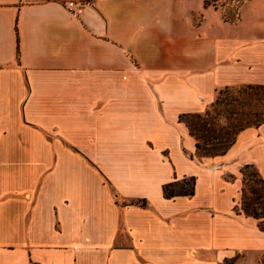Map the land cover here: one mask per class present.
<instances>
[{
    "label": "crops",
    "instance_id": "0c3cea01",
    "mask_svg": "<svg viewBox=\"0 0 264 264\" xmlns=\"http://www.w3.org/2000/svg\"><path fill=\"white\" fill-rule=\"evenodd\" d=\"M0 0V264H223L264 251L237 209L264 120L197 155L181 113L264 84V0ZM195 177L192 194L162 185ZM145 199V203L137 202ZM228 264H252L233 261Z\"/></svg>",
    "mask_w": 264,
    "mask_h": 264
},
{
    "label": "trees",
    "instance_id": "16d2710c",
    "mask_svg": "<svg viewBox=\"0 0 264 264\" xmlns=\"http://www.w3.org/2000/svg\"><path fill=\"white\" fill-rule=\"evenodd\" d=\"M203 2L205 6L209 4L208 0ZM231 86L226 85L219 88L216 98L204 111L180 114V118L187 124L189 132L195 137L197 155H213L224 152L234 142L240 129L248 125H257L264 120V103L260 101L261 95H264V84H242L240 85L242 90L239 89L238 94L228 93ZM245 96H251L252 99L255 96L254 99H257L258 104L245 101ZM234 101L240 106H245L246 109L237 111L234 107H229ZM221 116L225 118L224 122H220ZM230 133L232 134L226 137L225 134ZM260 179L264 180L261 176ZM194 183L195 177L193 175L168 181L162 185L163 195L172 197L192 194ZM259 198L260 195L255 193L249 201L243 193L241 203L244 212L257 218L259 226L264 229V204L259 201ZM137 202L144 204L145 199H139ZM253 203L259 205L261 211H257ZM223 264L228 263L223 262Z\"/></svg>",
    "mask_w": 264,
    "mask_h": 264
},
{
    "label": "rangeland",
    "instance_id": "374dc122",
    "mask_svg": "<svg viewBox=\"0 0 264 264\" xmlns=\"http://www.w3.org/2000/svg\"><path fill=\"white\" fill-rule=\"evenodd\" d=\"M244 1L245 0H208L209 4L207 5V7L215 9L217 12L221 14L222 18L226 21H236L239 18L240 5ZM240 85L242 84L232 85L230 89L228 90V93L238 94L239 92L238 90L239 89L242 90V87H240ZM254 97L255 96H253V99H252L251 96H248V97L245 96L244 100L250 101L251 103L254 102L258 104L257 99H254ZM260 101L261 103H264V95H261ZM229 107H234L237 111L241 109H246L245 106H240L235 101L231 105H229ZM233 115H236V114H233ZM224 119L225 118L221 116L220 122H224ZM231 134L232 133L225 134V135L226 137H228ZM242 172L243 173H242L241 195H240V198L237 204V209L244 211V209L242 208V203H241L243 193L249 201H251V198L254 197L255 193L260 195L259 201H261V203L264 204V180L260 179V176L255 170V168H253L250 165L244 167ZM253 204H255V208L257 209V211H261V208L259 205H257L256 203H253ZM234 260L235 261L239 260V261H244V262L246 261L252 264H264V251L244 253L242 254V257L237 255V257L233 256V257L225 258L224 262L230 263V262H233Z\"/></svg>",
    "mask_w": 264,
    "mask_h": 264
},
{
    "label": "built area",
    "instance_id": "2783aa9c",
    "mask_svg": "<svg viewBox=\"0 0 264 264\" xmlns=\"http://www.w3.org/2000/svg\"><path fill=\"white\" fill-rule=\"evenodd\" d=\"M96 0H65L64 4L67 8L78 11L86 5L93 4Z\"/></svg>",
    "mask_w": 264,
    "mask_h": 264
}]
</instances>
